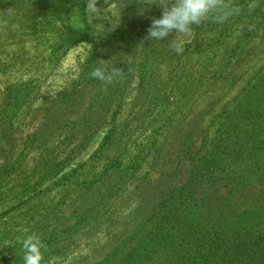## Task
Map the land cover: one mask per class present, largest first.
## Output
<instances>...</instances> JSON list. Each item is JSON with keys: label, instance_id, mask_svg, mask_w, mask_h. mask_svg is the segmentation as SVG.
<instances>
[{"label": "rangeland", "instance_id": "374dc122", "mask_svg": "<svg viewBox=\"0 0 264 264\" xmlns=\"http://www.w3.org/2000/svg\"><path fill=\"white\" fill-rule=\"evenodd\" d=\"M94 2L0 0V264H23L30 234L45 264H171L173 247L134 253L178 197L215 225L264 208V180L231 178L255 158L219 141L241 108L264 120V14L243 37L238 14L194 26L177 55L145 39L160 0ZM97 65L123 74L105 86Z\"/></svg>", "mask_w": 264, "mask_h": 264}, {"label": "trees", "instance_id": "16d2710c", "mask_svg": "<svg viewBox=\"0 0 264 264\" xmlns=\"http://www.w3.org/2000/svg\"><path fill=\"white\" fill-rule=\"evenodd\" d=\"M256 1L243 0L235 5L240 7L236 18L239 25L235 28L239 36H245L248 29L260 23L258 19L264 14V1L252 3ZM216 23V20H211L201 28L205 32L204 27L211 25L208 29L210 33ZM69 31L70 38L76 41L92 40L87 33L75 37L76 30L69 28ZM259 101L258 105L264 106V98L259 97ZM241 110L238 115L225 117V121L221 123L222 128L219 129V141L227 149L224 152L227 158L237 160L242 152H247L250 157L255 158L254 162H247L239 167L231 177L236 186L245 187L253 181L264 180V120L262 112L260 117L252 109L240 120L238 116L243 112ZM224 160L225 157L222 164ZM205 163H208V160ZM197 174L204 175L201 169ZM190 199L189 195L175 199L174 207L149 231V243L137 244L134 254L137 253L139 259L142 249L150 248L155 251L158 248L173 247L174 260L171 264H264V208L236 210L223 218L225 225H215L203 221L208 219L207 216L195 209ZM134 254L133 261H136L138 257ZM130 262L124 260L121 264Z\"/></svg>", "mask_w": 264, "mask_h": 264}, {"label": "clouds", "instance_id": "9594fccd", "mask_svg": "<svg viewBox=\"0 0 264 264\" xmlns=\"http://www.w3.org/2000/svg\"><path fill=\"white\" fill-rule=\"evenodd\" d=\"M157 6L162 9V15L160 18L152 19L145 39L151 42V45L169 41L167 46L177 55L185 51L186 38L192 35L194 26L205 24L209 18L222 22L240 12L239 7L226 3L225 0H160ZM99 11L94 0H90L89 13L95 14ZM145 12L147 11L143 8L138 9L140 15ZM116 27L114 24L113 28ZM173 34L175 39L170 40ZM122 74L117 67L108 69L103 65L93 67L90 72L91 78L103 82L105 86L111 85ZM20 244L23 250V264H45V245L39 236L27 235Z\"/></svg>", "mask_w": 264, "mask_h": 264}]
</instances>
